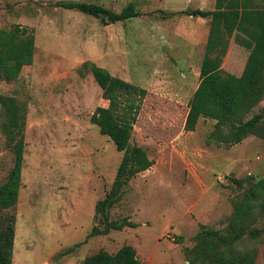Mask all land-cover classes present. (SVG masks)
Listing matches in <instances>:
<instances>
[{"label":"rangeland","instance_id":"374dc122","mask_svg":"<svg viewBox=\"0 0 264 264\" xmlns=\"http://www.w3.org/2000/svg\"><path fill=\"white\" fill-rule=\"evenodd\" d=\"M58 1L94 2L114 11L134 2L140 14L102 25ZM193 7L189 0H0V29L18 25L34 36L32 63L16 80L0 78V95L15 96L26 109L21 186L9 210L15 217L12 264H80L123 244L136 249L141 264H189L200 224L223 230L248 177L264 176L263 139L249 135L231 146L207 145L215 121L204 117L195 130L183 129L207 40L194 44L187 37L190 27L200 25L180 12ZM245 19L264 23V14L241 15L222 75L248 77L262 62L256 57L261 27L247 30ZM84 61L147 90L131 143L154 162L128 182L110 210L112 219L128 217L135 227L90 237L94 205L109 190L122 152L90 122L107 101L92 75L79 70ZM263 110L264 96L247 117ZM3 119L0 106V182L13 164ZM233 179L244 182L239 187ZM262 225L259 212L254 226ZM237 248L255 250V264H264V233Z\"/></svg>","mask_w":264,"mask_h":264},{"label":"trees","instance_id":"16d2710c","mask_svg":"<svg viewBox=\"0 0 264 264\" xmlns=\"http://www.w3.org/2000/svg\"><path fill=\"white\" fill-rule=\"evenodd\" d=\"M57 5L91 15L102 25L140 14L134 2L127 3L119 11L94 2L58 1ZM258 12L264 14V0H215L211 10L194 8L180 12L209 19L199 66L201 82L188 105L183 124L185 131H193L200 117L214 120V127L205 139L207 145L231 146L249 135L264 140V110L247 117L264 96L263 22H247L245 19L247 26L261 27L258 39L262 40V46L256 47L260 49L256 57L262 62L254 68V74L248 77L221 74L222 58L241 23V15L254 16ZM247 30L251 31V26ZM33 51L34 36L26 27L17 25L12 30L0 29V78L8 82L16 80L22 67L32 63ZM79 70L92 75L102 91V98L107 101L106 106L94 109L90 122L112 140L116 150L122 152L109 190L94 205L95 224L87 235L90 237L135 227L136 223L128 217L112 219L110 210L121 199L128 182L154 162L142 146L131 143L133 126L147 90L112 75L94 62L84 61ZM0 106L4 116L2 129L13 153V164L5 181L0 182V264H12L15 217L9 210L16 204L21 186L26 109L12 95H0ZM233 182L240 187L244 179H233ZM259 212H264V176L259 179L248 177V186L234 204L233 213L223 230L206 229L200 224L201 229L195 236L197 242L190 249L192 258L189 264H255L256 251H242L237 246L246 239L255 241L264 233V225L260 228L254 226ZM80 264H141V261L132 245L123 244L114 252L100 249L89 254Z\"/></svg>","mask_w":264,"mask_h":264},{"label":"crops","instance_id":"0c3cea01","mask_svg":"<svg viewBox=\"0 0 264 264\" xmlns=\"http://www.w3.org/2000/svg\"><path fill=\"white\" fill-rule=\"evenodd\" d=\"M190 2H194L195 7L194 8H200V9H207L211 10L214 7L215 0H189ZM174 11H177L174 9ZM191 16V15H188ZM193 17V16H191ZM195 23L199 24V27H190L189 30H187V37L191 39V41L195 43H204V41L207 39L208 29H209V19L208 18H202V17H194ZM206 43V41H205ZM235 145V144H234Z\"/></svg>","mask_w":264,"mask_h":264}]
</instances>
